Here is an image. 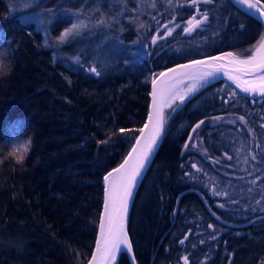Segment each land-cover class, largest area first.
I'll return each mask as SVG.
<instances>
[{
	"label": "trees",
	"instance_id": "trees-1",
	"mask_svg": "<svg viewBox=\"0 0 264 264\" xmlns=\"http://www.w3.org/2000/svg\"><path fill=\"white\" fill-rule=\"evenodd\" d=\"M200 10L208 22L186 34L196 11L187 0H0V32L10 41L0 40V264H85L103 177L138 133L119 129L142 126L151 78L176 61L225 50L246 54L264 33L231 0ZM80 21L87 27L57 41ZM176 24L171 36L151 43L164 36V25ZM93 66L100 76L88 71ZM165 116L128 217L135 263L183 264L187 255L190 264H264V97L209 80ZM199 119L205 123L189 140ZM29 141L17 163L13 147ZM187 187L197 188L214 214L194 190L175 207ZM213 187L228 195H214ZM117 260L133 264L129 253Z\"/></svg>",
	"mask_w": 264,
	"mask_h": 264
},
{
	"label": "snow or ice",
	"instance_id": "snow-or-ice-1",
	"mask_svg": "<svg viewBox=\"0 0 264 264\" xmlns=\"http://www.w3.org/2000/svg\"><path fill=\"white\" fill-rule=\"evenodd\" d=\"M234 2L246 13L264 19V3H261V0H234ZM168 3L171 4L172 0H168ZM187 3L195 6L196 10L195 14L186 21L183 27V32L190 34L208 22L209 13L206 10L201 12L200 5L213 3V0H187ZM154 6L155 4H153ZM76 15L79 16V13ZM173 20H175V17H173ZM98 23H103V21ZM85 27L87 25L83 21L73 23L69 28L64 29L56 39L58 42L63 43L75 34H79L80 29ZM164 27L166 31L163 37L159 35L152 37L151 43L153 45L159 39L171 36L175 29L181 27V25L176 24L174 27L164 25ZM0 40H4L6 44L10 43L6 39V34L2 32H0ZM76 59L79 60L78 57ZM3 69L4 58L3 55H0V74L3 73ZM88 71L95 76L101 75L100 71L94 66ZM221 71L241 91L258 93L264 97V36L258 41L252 55L246 58L241 59L237 54L227 52L219 56H210L206 59L191 60L186 64H178L153 76L151 80L152 104L147 121L143 127L138 129H119L121 134L139 132V135L134 137L135 143L123 162L103 177L105 183L104 211L100 217V231L96 239V247L88 264H118V254L132 252V243L127 230L129 204L133 198L134 190L142 178L143 171L150 163L151 157L163 138L162 133L166 123L165 109L175 111L192 93L203 86L201 82H207L209 77H213ZM185 81L190 83L186 87H182ZM213 119L219 120L220 117H214ZM239 119L244 120L245 118L241 116ZM204 123L205 121L201 120L193 127L192 132L195 133ZM22 124V121L17 122V126ZM191 139L192 135L190 134L189 140ZM109 140H111V136L106 140H101L100 143L107 144ZM184 147L188 148L189 144L186 142ZM29 148L30 141L19 147H13L10 155L15 157L17 163H20ZM252 159H256L255 155L252 156ZM192 167L196 168V165H192ZM198 171L200 170L198 169ZM212 192L216 196L228 195L227 192L217 191L215 187H213ZM262 199H264V196H262ZM257 203H260V201H257ZM220 207H224V205L221 204ZM208 227L212 228L213 225L210 224ZM179 243L183 245L184 240H180ZM132 259L134 260L135 257L133 256ZM180 259L183 264H190L187 255L180 257Z\"/></svg>",
	"mask_w": 264,
	"mask_h": 264
},
{
	"label": "water",
	"instance_id": "water-1",
	"mask_svg": "<svg viewBox=\"0 0 264 264\" xmlns=\"http://www.w3.org/2000/svg\"><path fill=\"white\" fill-rule=\"evenodd\" d=\"M231 1H232L237 7H239L240 9H242L239 5H237V4L234 2V0H231ZM261 3H264V2L261 0ZM244 7L246 8V6H244ZM242 10H243V9H242ZM243 11H245V10H243ZM245 12H246V11H245ZM251 15L254 16L255 18H257L256 15H254V14H251ZM257 19L263 24V27H264V19H259V18H257ZM227 52H232V51H230V50H225V51L214 52V53H210V54H204V55H200V56H196V57L188 58V59H185V60L176 61V62H174V63H172V64H169L168 66L162 68V69L159 70L156 74H158L159 72H162V71H166L168 68H173V67H175V66L178 65V64H186V63H188V62L191 61V60H202V59H206L207 57H210V56H219V55H221L222 53H227ZM232 53H233V52H232ZM240 58L243 59V58H246V57H240ZM152 78H153V77H152ZM152 78H151V80H152ZM216 79H220V80H223V81L227 82L229 85H231V86L233 87V89H234L237 93H239V94H241V95H243V96H246V97H248V98L256 99V98H260V97H262V96H261L260 94H258V93H245V92L241 91L239 88H237L236 84H235L233 81L229 80L228 77H227L226 75L223 74V71H221V72H219V73H216L213 77H209V78H208V81H209V80H216ZM151 80H150V91H149V103H148V109H147V113H146L145 120H144V122H143V124H142L141 127H143V125H144L145 122L147 121L148 113H149V111H150V109H151V104H152V97H151L152 84H151ZM192 94H194V93H192ZM192 94H191V95H192ZM191 95H190L189 97H191ZM201 120H202V119H199L198 121H196V122L191 126V128H190V130H189V134H188V136H189L190 134L192 135V129H193V127H194L196 124H198ZM163 132H164V131H163ZM138 135H139V132L136 134V136H138ZM136 136H135V137H136ZM162 136H163V133H162ZM160 142H161V141H160ZM134 143H135V139L133 140V142H132L130 148L128 149L127 153L125 154V156L123 157V159L121 160L120 163H122L123 160L126 158L128 152L131 150V147H132V145H133ZM159 145H160V143H159ZM156 150H157V149H156ZM156 150H155V152H156ZM154 154H155V153H154ZM154 154H153V156H154ZM153 156L151 157V160H152ZM150 162H151V161H150ZM120 163H119V164H120ZM119 164H117L115 167H117ZM149 164H150V163H148L147 167L149 166ZM115 167H113V168H115ZM147 167H146V169H147ZM113 168H111L110 170H108V171L105 173V175H106L109 171H111ZM146 169L143 171L142 178H143V176H144V174H145ZM105 175H104V176H105ZM142 178L140 179V181H139L137 187L135 188V190H134V194H133V198H132V200L130 201L129 209H128V217H129V212H130L131 205H132V203H133V199H134V197H135V194H136V192H137V189H138V187H139V184H140ZM103 183H104V179H103ZM104 189H105V183H104V187H103V192H104ZM188 190H194V191H196V192L199 194L200 198L202 199V201H203L204 205L206 206V208H207L212 214H214L213 211H212V209L210 208V206H209L208 203L206 202V200H205L203 194H202L197 188H195V187H187V188H185V189H182V190L178 193V195H177V197H176L175 207H177V205H178V201H179V197H180V195L183 194L184 192L188 191ZM103 211H104V197H103V204H102V209H101L100 217H101V215L103 214ZM100 217H99V221H98V223H97V229H96V234H95L94 245H93V248H92V250H91V254H90V257H89L88 261L91 259L92 253L94 252L95 247H96V239H97V237H98V235H99V231H100V229H99ZM257 217H258V216H255V217H252V218L248 219V220L246 221V223L249 222V221H251V220H253L254 218H257ZM228 223H229V224H233V223H230V222H228ZM129 257H130L132 263L134 264L133 259H132V257H133L132 252L129 253ZM88 261H87L85 264H88Z\"/></svg>",
	"mask_w": 264,
	"mask_h": 264
},
{
	"label": "rangeland",
	"instance_id": "rangeland-1",
	"mask_svg": "<svg viewBox=\"0 0 264 264\" xmlns=\"http://www.w3.org/2000/svg\"><path fill=\"white\" fill-rule=\"evenodd\" d=\"M262 36H264V33H263V35ZM261 39V38H260ZM260 39L258 40V41H260ZM258 41L257 42H255L252 46H251V49H250V51L248 52V53H246V54H241L240 52V55L239 54H237V53H235V54H237L239 57H247V56H250V55H252V52L254 51V49H255V46L257 45V43H258ZM234 53V52H233ZM208 81V80H207ZM189 82H186L182 87H186L187 86V84H188ZM202 83V85L203 84H205L206 82H201ZM199 90V89H198ZM197 92V91H196ZM194 94H195V92H194ZM193 95V94H192ZM191 95V96H192ZM188 98H190V97H188ZM187 98V99H188ZM186 99V100H187ZM185 100V101H186ZM183 104H181L178 108H180L181 106H182ZM178 108H176V109H178ZM166 110H169V111H171L170 109H165V112H166Z\"/></svg>",
	"mask_w": 264,
	"mask_h": 264
},
{
	"label": "bare ground",
	"instance_id": "bare-ground-1",
	"mask_svg": "<svg viewBox=\"0 0 264 264\" xmlns=\"http://www.w3.org/2000/svg\"><path fill=\"white\" fill-rule=\"evenodd\" d=\"M186 82H189V81H185V83H186ZM189 83H190V82H189ZM260 98H261V97H260ZM156 151H157V150H156ZM155 153H156V152H155ZM154 155H155V154H154ZM153 157H154V156H153ZM152 159H153V158H152ZM151 161H152V160H151ZM150 163H151V162H150ZM149 165H150V164H149ZM148 167H149V166H148ZM148 167H147V169H148ZM147 169H146V171H147ZM146 171H145V172H146ZM203 196H204V195H203ZM204 198H205V197H204ZM205 200H206V199H205ZM206 202H207V201H206ZM131 207H132V205H131ZM130 210H131V208H130ZM129 213H130V212H129ZM213 213H214V212H213ZM127 230H128V229H127ZM128 235H129V233H128ZM129 238H130V237H129ZM132 254H133V252H132ZM118 256H119V254H118ZM118 256H117V259H118ZM133 262H134V264H136V263H135V260H133Z\"/></svg>",
	"mask_w": 264,
	"mask_h": 264
},
{
	"label": "clouds",
	"instance_id": "clouds-1",
	"mask_svg": "<svg viewBox=\"0 0 264 264\" xmlns=\"http://www.w3.org/2000/svg\"><path fill=\"white\" fill-rule=\"evenodd\" d=\"M0 55H4V53H0ZM7 74H9V73H5V75H7Z\"/></svg>",
	"mask_w": 264,
	"mask_h": 264
}]
</instances>
